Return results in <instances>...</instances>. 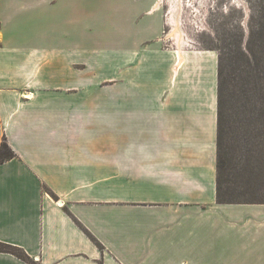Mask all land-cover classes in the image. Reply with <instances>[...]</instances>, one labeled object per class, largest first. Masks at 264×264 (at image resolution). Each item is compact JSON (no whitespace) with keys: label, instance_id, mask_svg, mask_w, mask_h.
Masks as SVG:
<instances>
[{"label":"crops","instance_id":"1","mask_svg":"<svg viewBox=\"0 0 264 264\" xmlns=\"http://www.w3.org/2000/svg\"><path fill=\"white\" fill-rule=\"evenodd\" d=\"M160 5L0 0V242L34 264H264V205L215 202L217 55Z\"/></svg>","mask_w":264,"mask_h":264},{"label":"trees","instance_id":"2","mask_svg":"<svg viewBox=\"0 0 264 264\" xmlns=\"http://www.w3.org/2000/svg\"><path fill=\"white\" fill-rule=\"evenodd\" d=\"M230 64V55L218 49L215 202L264 205V64L254 83H233L234 76L230 81ZM13 156L3 140L0 164ZM0 252L34 264L14 246L0 242Z\"/></svg>","mask_w":264,"mask_h":264},{"label":"rangeland","instance_id":"3","mask_svg":"<svg viewBox=\"0 0 264 264\" xmlns=\"http://www.w3.org/2000/svg\"><path fill=\"white\" fill-rule=\"evenodd\" d=\"M170 1L174 0H160L165 22L163 42L175 48L169 37ZM178 4V27L184 38L182 47L211 48L214 50L209 51L216 55L221 49L230 55V81L234 76L233 83H254L259 74L256 68L264 64V0H178ZM96 12L97 17L100 16L98 8ZM81 27L84 29L83 25ZM93 34L98 49L112 42V37L105 35L102 24L96 23ZM112 93L118 94V89ZM209 255L216 258L214 247Z\"/></svg>","mask_w":264,"mask_h":264},{"label":"bare ground","instance_id":"4","mask_svg":"<svg viewBox=\"0 0 264 264\" xmlns=\"http://www.w3.org/2000/svg\"><path fill=\"white\" fill-rule=\"evenodd\" d=\"M171 12L169 15V23L171 25V30L169 32V37L173 39L177 49H179L182 45V42L184 41L183 33L179 29L178 25V0L171 1ZM178 56V55H177Z\"/></svg>","mask_w":264,"mask_h":264}]
</instances>
